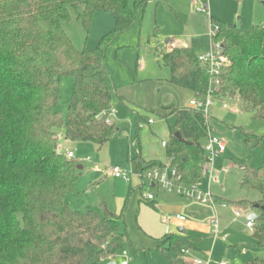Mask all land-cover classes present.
Instances as JSON below:
<instances>
[{
	"label": "trees",
	"instance_id": "obj_1",
	"mask_svg": "<svg viewBox=\"0 0 264 264\" xmlns=\"http://www.w3.org/2000/svg\"><path fill=\"white\" fill-rule=\"evenodd\" d=\"M135 10L128 0H0V264H99L124 242L135 247L122 227V215L105 204L101 214L70 208L66 196L81 172L58 150L62 137L100 148L117 131L110 120L115 89L104 64V38L95 48L77 49L63 25L74 17L88 31L93 15L107 12L114 18L111 33L117 34L132 25ZM209 21L216 28L211 42L219 44L225 57L216 97H237L253 118L264 120V24L244 30L213 17ZM161 64L169 71L168 82L198 97L208 92L210 75L190 46L170 48ZM64 76L74 78L65 117L56 110ZM164 109L168 115L158 117L174 118L167 125L166 161H145L135 143L137 173L166 168L174 185L195 187L207 172L203 144L209 115L192 107ZM134 116L138 136L147 117ZM244 137L259 145L264 136ZM242 170L240 188L256 190L260 198L236 205L258 215L251 237L264 250V164ZM186 249L196 246L184 234H165L157 246L167 264H184ZM244 264H264V259Z\"/></svg>",
	"mask_w": 264,
	"mask_h": 264
},
{
	"label": "rangeland",
	"instance_id": "obj_2",
	"mask_svg": "<svg viewBox=\"0 0 264 264\" xmlns=\"http://www.w3.org/2000/svg\"><path fill=\"white\" fill-rule=\"evenodd\" d=\"M128 2L130 7L136 9L135 18L132 25L120 33H111L115 25L114 18L107 12H96L88 31L74 17L63 25L77 49L95 48L104 38V64L115 89L111 116L118 131L100 148L93 142H72L62 137L58 140V150L62 153L68 148L73 152L76 164L83 167L73 191L66 196L70 208L79 212L91 209L101 214L102 205L105 204L109 211L122 215V227L128 230L135 247L130 248L129 243L124 242L115 253L116 263L167 264L166 257L157 250V246L164 233L176 230L177 226L169 224L174 214L164 216L163 225L168 227L167 232H164V227L158 224L157 211L139 201L150 192L156 194L157 189L149 188V183L142 186L136 162L132 160L137 155L135 143H138L139 155L143 159L165 160L163 143L167 140V125L173 122V118L160 120L153 110L169 104L171 97H174L177 106L187 105L188 99L193 96L189 91L166 81L169 71L162 66L161 57L169 46L179 47L185 44L186 39L190 40V46L197 56L208 53L211 49L209 17L244 30L252 25L264 24V0ZM73 87V77L64 76L60 79L56 110L63 117ZM118 97L123 100L120 101ZM135 112L155 122L154 126L142 123L138 136L133 122ZM207 114L210 134L225 144V152L212 160L208 165L212 174L204 173L196 188L202 192L208 191L211 175L215 178L210 181L211 193L227 201V209L217 210L221 231L224 229L223 233L230 234L223 240L229 250L223 260L228 264H244L254 257L264 259V250L252 246L250 234L243 226L248 210L235 205L242 199L254 201L260 198L256 190L241 189L239 182L244 175L242 167L251 165L256 168L264 164V120L253 118L250 111L242 108L237 97H215ZM57 132L62 133L60 129ZM244 133L263 139L259 145H255L253 141L245 140ZM115 166L125 170L131 181L111 176L109 170ZM181 197L184 202L187 201V197ZM235 207L241 212L240 218L234 216ZM188 235L195 239L201 252L190 249L188 253H182V256L185 255L184 264H189L194 258L210 257L213 261H220L221 256L203 254L211 246L210 237L195 233Z\"/></svg>",
	"mask_w": 264,
	"mask_h": 264
},
{
	"label": "crops",
	"instance_id": "obj_3",
	"mask_svg": "<svg viewBox=\"0 0 264 264\" xmlns=\"http://www.w3.org/2000/svg\"><path fill=\"white\" fill-rule=\"evenodd\" d=\"M220 20V19H219ZM222 21V20H221ZM187 40H188V42H189V44L187 43ZM186 46H190V40L189 39H186V42H185V44H182L181 46H179V47H186ZM191 47V46H190ZM170 48H172V47H170L169 46V49ZM168 49V50H169ZM166 81L168 82V79H166ZM168 83H170V82H168ZM170 84H172V83H170ZM181 88V87H180ZM182 89H184V88H182ZM185 90H187V91H189L190 93H191V95H193V96H191V98H189L188 99V103H189V101L190 100H192V99H195V98H198V96L197 95H195V93L194 92H192V91H190V90H188V89H185ZM174 98V97H173ZM172 97L169 99V104H167V105H165V106H162V107H160V108H155V110H153V111H155L156 113H157V115L158 114H160L161 116H165V115H168V112H169V110H166V109H164L165 107H167V106H170V105H173V106H176V107H189L188 106V103H187V105H183V106H177L176 105V103L174 102V99H173ZM172 101V102H171ZM171 102V103H170ZM112 106H113V104H112ZM112 112V111H111ZM133 114H135V113H133ZM111 116V115H110ZM170 117H172L173 118V116L172 115H169V116H167L166 118H160L159 117V119L160 120H162V119H167V118H170ZM133 118H134V115H133ZM112 122H114L113 121V119H112V116H111V119H110ZM149 120H151L152 122L151 123H149ZM173 120H174V118H173ZM115 123V122H114ZM116 124V123H115ZM147 124L148 125H152V126H154V124H155V122H154V119H152V118H147ZM117 125V124H116ZM117 131H118V126H117ZM116 131V132H117ZM168 136H169V132H168V127H167V136H165V139H167L168 140ZM166 140V141H167ZM166 141L164 142L165 144H166ZM206 141V139L204 140V142ZM163 143V148H164V146H165V144ZM204 145V144H203ZM225 145V144H224ZM165 150V149H164ZM224 152H225V150H224ZM223 152V153H224ZM166 157V156H165ZM145 160V159H144ZM145 161H156V160H145ZM166 161V158H165V160L163 161V162H161V163H164ZM160 162V161H159ZM83 169V167L81 166V169L80 170H82ZM211 173V170H210V166H208L207 165V172H204V173ZM204 173H202V175L204 174ZM109 174H110V172H109ZM212 174V173H211ZM111 175V174H110ZM201 175V176H202ZM112 176V175H111ZM201 178V177H200ZM211 179H214L215 180V178H213V176H211L210 175V177H209V181H208V191H210V186H211ZM200 180V179H199ZM126 181H128V182H130L131 180H126ZM198 183V182H197ZM145 184H142V186H144ZM196 186H197V184H196ZM148 187L149 188H156L157 189V193L156 194H154V193H152L153 194V196H154V198L153 199H151V200H147L146 198H141L139 201L140 202H143V203H145V204H149L150 205V207L151 208H153L155 211H157V217H158V219H159V222H158V220H157V222H158V224H160L162 227H164V232H167V230H168V227H166L165 228V226L163 225V220H164V216L166 215V214H168V213H173L174 214V216L171 218V221L169 222V224H170V226H177L176 227V230L174 231V232H167V233H164L163 235H165V234H184V235H186V236H188V237H190L191 239H193L194 240V242H195V239L194 238H192L191 236H189L188 234L189 233H195V234H199V235H202V236H204V237H210L211 238V240L212 241H210V243H211V246H209V247H207L205 250H206V252L207 253H203L204 255H206V256H216V257H220V261H224L223 260V257L225 256V255H227L228 254V248H227V245L224 243V239L225 238H228V237H230V234H228V233H223V232H225V231H223L224 229H222V231H221V228H220V225H219V222H218V214H217V210L218 209H227V206L226 207H222V206H220V202H226L227 203V201L225 200V199H223V198H221V197H219V196H215V195H213L212 193V195L214 196V198H215V200H216V205L214 206V207H212V206H209V205H207V204H201V203H198V202H196V201H194V200H191V199H189V198H187L186 200V202H184L181 198V196H183V195H181V194H179V193H177V192H166V191H162L161 189H159L158 187H156L155 185H153V184H151V185H148ZM211 192V191H210ZM151 193V192H150ZM177 195V196H176ZM181 197V198H180ZM185 197V196H184ZM155 198H156V200H155ZM186 198V197H185ZM229 203V202H228ZM235 205H236V203H235ZM218 206H220L221 208H218ZM237 206V205H236ZM237 207H239V206H237ZM236 208V207H235ZM240 208V207H239ZM235 210H237V208L235 209ZM235 210H234V212H235ZM246 211V210H245ZM247 212V214L245 215V222H244V228L246 229V230H248V232H249V234H250V237H251V232H250V230L246 227V225H245V223H246V221L248 220V216L251 214V211H246ZM183 215L184 217H185V220H183V221H180V220H178V219H176L175 218V215ZM234 216H235V214H234ZM214 217H216V219H217V224H218V229H217V234L214 236L213 235V227H212V225H211V220L214 218ZM236 217V216H235ZM241 217V215L239 216V217H236V218H240ZM162 220V221H161ZM179 229H183L184 230V232L183 233H179L178 232V230ZM221 233H223L222 235H221ZM220 235H221V237H220ZM163 236H161V238H162ZM161 238H160V241H161ZM251 241H252V246L253 247H256L255 245H254V243H253V239H252V237H251ZM195 246H196V242H195ZM238 248V247H237ZM256 248H258V247H256ZM196 251H199V252H201L198 248H197V246H196V249H195ZM247 250H244V252H246ZM182 257V260H183V263H184V260H185V255H183V256H181ZM255 258V257H254ZM205 259H210V260H212L210 257H208V258H205ZM111 261H113V262H115L116 263V261H115V255L114 256H112V257H109L108 259H106V260H103V261H101L99 264H107V263H109V262H111ZM215 261H217V260H215ZM122 262V261H121ZM120 262V263H121ZM117 264V263H116ZM127 264V263H126Z\"/></svg>",
	"mask_w": 264,
	"mask_h": 264
},
{
	"label": "built area",
	"instance_id": "obj_4",
	"mask_svg": "<svg viewBox=\"0 0 264 264\" xmlns=\"http://www.w3.org/2000/svg\"><path fill=\"white\" fill-rule=\"evenodd\" d=\"M215 31L216 28L211 27V32H210L211 38L214 36ZM197 59L205 67L206 71L210 75L211 78L210 87L205 95L190 100L188 106L202 110L205 114H207V110L212 105V100L216 97V92L218 91V87H219L218 77L220 75L221 68L225 65V57L222 54V50L219 44L217 42H211L210 51L204 55H198ZM151 122L152 121L149 120V123ZM206 140L207 141L204 144V150L208 155L207 165H210L212 163V160L216 156L224 152L225 145L219 138L211 135L209 130ZM64 154L68 159L74 158L73 152L70 151L68 148L64 149ZM109 172L114 178H122L124 180H130L127 172L121 169L119 166H115L111 168ZM171 173L173 174L174 170H172ZM137 174L139 175L142 184H147V183H149V185L153 184L162 191H166V192L175 191L201 204H207L212 207L216 205V200L210 191L202 192L198 190L196 186L190 188H181L179 186L174 185L173 181L170 179L169 170H167L166 168L164 169L153 168L147 170L142 174L141 173H137ZM145 198L147 200H151L154 198V196L152 193H148ZM227 205L228 204L226 202H220V206L222 207H226ZM234 214L236 217H239L241 215V212L235 210ZM175 218L180 221L185 220V217L183 215L177 214L175 215ZM210 223L213 227V235L215 236L218 232L217 231L218 224L216 217H214ZM245 225L250 230V232L253 231V222L251 220L248 219ZM188 252L189 250L187 249L182 250L183 254H186ZM120 264H126V262L122 261ZM189 264H228V263L226 261H213L210 259L194 258L189 261Z\"/></svg>",
	"mask_w": 264,
	"mask_h": 264
},
{
	"label": "water",
	"instance_id": "obj_5",
	"mask_svg": "<svg viewBox=\"0 0 264 264\" xmlns=\"http://www.w3.org/2000/svg\"><path fill=\"white\" fill-rule=\"evenodd\" d=\"M187 43L189 44L188 40H187ZM104 116V113H101L98 115V118H102ZM175 136L180 139V135L178 133L175 134ZM165 144V143H164ZM77 169H81V166L77 165ZM248 219L251 220L252 222H254L255 220L258 219V215L256 213H251L249 216H248ZM179 233H183L184 230L183 229H179L178 230ZM107 264H116L115 262L111 261Z\"/></svg>",
	"mask_w": 264,
	"mask_h": 264
}]
</instances>
